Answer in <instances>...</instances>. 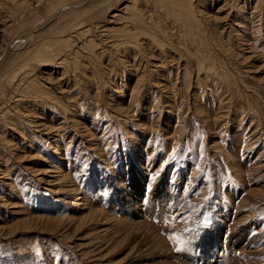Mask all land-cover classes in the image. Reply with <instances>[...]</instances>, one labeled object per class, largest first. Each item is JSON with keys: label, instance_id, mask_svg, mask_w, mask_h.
Masks as SVG:
<instances>
[{"label": "rangeland", "instance_id": "rangeland-1", "mask_svg": "<svg viewBox=\"0 0 264 264\" xmlns=\"http://www.w3.org/2000/svg\"><path fill=\"white\" fill-rule=\"evenodd\" d=\"M86 1L0 0V264H264V0Z\"/></svg>", "mask_w": 264, "mask_h": 264}, {"label": "bare ground", "instance_id": "bare-ground-1", "mask_svg": "<svg viewBox=\"0 0 264 264\" xmlns=\"http://www.w3.org/2000/svg\"><path fill=\"white\" fill-rule=\"evenodd\" d=\"M93 0H87L86 1V3H90V2H92ZM83 3H85L84 1H83ZM82 2H76V3H74V5L73 4H70V5H67L66 7H64V8H62L60 11H58L57 12V14H55V17L53 18V20L52 21H55L57 18H58V16H59V14L61 13V12H63V11H66L68 8H70V7H74V6H79V5H81V4H83ZM52 21H50V24H51V22ZM48 25V24H47ZM46 25V26H47ZM44 29V28H43ZM41 30V29H40ZM40 30H38V31H35L30 37H32L33 38V36L36 34V33H38ZM29 37V38H30ZM30 41L31 40H25V44H30ZM19 45V47L18 48H20V45H21V43L20 44H18ZM16 46V45H15ZM12 48H15V47H11V50H12ZM17 49V48H16ZM3 51V50H2ZM2 55H3V52H1V54H0V58L2 57ZM27 65V64H26ZM24 221H26V222H28V220L27 219H25ZM46 223H50V222H46ZM23 224H28V223H23ZM45 224V223H44ZM20 226H22V224L21 225H19V224H15V225H13V226H11L10 227V230H15V228H18V227H20ZM51 231V230H50ZM151 250V249H150Z\"/></svg>", "mask_w": 264, "mask_h": 264}, {"label": "snow or ice", "instance_id": "snow-or-ice-1", "mask_svg": "<svg viewBox=\"0 0 264 264\" xmlns=\"http://www.w3.org/2000/svg\"><path fill=\"white\" fill-rule=\"evenodd\" d=\"M168 207L170 208L171 205H169ZM181 207H183V205H181ZM164 220H165L166 222H168L169 220H171L172 222H175V217H174V216H173V217H169V216L165 215V216H164Z\"/></svg>", "mask_w": 264, "mask_h": 264}]
</instances>
